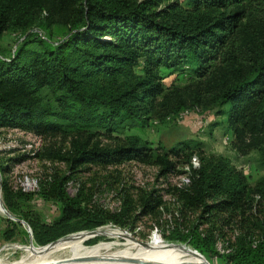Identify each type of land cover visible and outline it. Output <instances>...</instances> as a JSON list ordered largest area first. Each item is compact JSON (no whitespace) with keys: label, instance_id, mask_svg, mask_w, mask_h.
I'll return each mask as SVG.
<instances>
[{"label":"trees","instance_id":"obj_1","mask_svg":"<svg viewBox=\"0 0 264 264\" xmlns=\"http://www.w3.org/2000/svg\"><path fill=\"white\" fill-rule=\"evenodd\" d=\"M41 13L39 28L65 29L58 40L29 32ZM8 30L24 37L8 56L0 51V129L72 135L69 150L57 154L70 171L88 163L139 162L156 165L165 178L186 173L179 167L188 165L189 183L174 190L200 217L252 206L251 188L226 161L191 167L190 155L203 154L200 141L153 148L125 131L185 111H214L232 134V148L239 155L255 151L264 167V0H0V36ZM163 72L185 81L165 86ZM116 132L124 138L116 139ZM97 136L116 141L103 146L93 141ZM6 172L0 163L4 190ZM64 185L57 177L43 188L46 199L61 204L62 217L42 235L32 226L36 244L108 222L127 225V197L117 212H90ZM257 191L264 194V182ZM138 206L144 215L167 209L154 192ZM68 222L75 226L57 227ZM254 225L257 233L237 231L222 253L214 229H201L199 221L170 240L188 243L209 263L215 256L224 264H264V221Z\"/></svg>","mask_w":264,"mask_h":264},{"label":"rangeland","instance_id":"obj_2","mask_svg":"<svg viewBox=\"0 0 264 264\" xmlns=\"http://www.w3.org/2000/svg\"><path fill=\"white\" fill-rule=\"evenodd\" d=\"M42 16L45 13L37 17L33 27L39 28ZM39 29L52 41L58 40L65 32L64 28L57 25ZM21 36L23 34L18 31H4L0 36L1 54L8 56L12 53ZM166 73H162L165 86L185 81L182 74ZM125 132L142 137L153 148L169 146L186 139L200 141L203 154L193 152L190 158L193 154L197 155L199 167L209 160L229 163L244 176L251 188L252 206H246L243 212L226 211L200 217L199 212L183 207L177 200L174 189L176 184H181L183 174L174 173L161 178L157 176L156 165L139 162L104 166L88 163L76 171H70L57 154L69 150L72 135H39L20 129H0V163L7 167L6 190L1 187L0 178V264H48L58 259L63 263L76 260L87 264H171L151 253L133 249L128 239L116 237L115 234L92 237L83 243L80 250L68 248L41 258L33 250L104 227L119 229L137 243L148 244L157 237L162 242L186 244L193 249L188 243L170 240V237L186 233L192 223L199 221L201 229H214L215 248L221 253L225 252L226 241L230 243L235 240L237 231L248 234L258 232L254 223L264 221V194L257 191V188L264 182V167L255 151L239 155L232 148V134L221 116L215 115L214 111L190 110L179 114L174 120L150 121L145 127L135 125ZM113 135L116 139L125 136L118 132ZM95 140L103 146L116 141L104 136H97ZM18 158L20 160L15 161ZM186 168L188 165L179 167L183 170ZM187 172L189 176V170ZM57 177L65 178L64 187L69 196L80 194V207L85 211L117 212L127 197L132 203L129 207L130 216L125 219L127 225L121 227L108 222L93 230L64 233L46 245L36 244L32 226L38 228L42 235L44 228L51 230L62 217L61 204L46 199L42 193L43 188L51 185ZM149 192L160 195L167 209L156 214H142L138 205L141 197ZM72 226L75 225L68 222L65 226L57 227L67 229ZM210 262L224 264L215 256L210 257Z\"/></svg>","mask_w":264,"mask_h":264},{"label":"bare ground","instance_id":"obj_3","mask_svg":"<svg viewBox=\"0 0 264 264\" xmlns=\"http://www.w3.org/2000/svg\"><path fill=\"white\" fill-rule=\"evenodd\" d=\"M115 234L116 237H122L128 239L129 245L138 250L139 252L145 251L153 254L155 257H161L164 260L169 261L171 264H211L202 255L193 251L190 247L183 244H170L162 242L159 238L154 237L148 244L137 243L130 240L128 234L126 235L119 229H109L107 227L94 230L80 236H74L63 239L56 243L51 244L46 248H34L36 255L45 257L47 254H53L66 250L68 248H76L80 250L83 243L88 239L100 235ZM47 261V260H46ZM69 262L63 263L62 260H54L48 264H87L84 262H78L76 260H68Z\"/></svg>","mask_w":264,"mask_h":264},{"label":"built area","instance_id":"obj_4","mask_svg":"<svg viewBox=\"0 0 264 264\" xmlns=\"http://www.w3.org/2000/svg\"><path fill=\"white\" fill-rule=\"evenodd\" d=\"M29 32H33L35 33L40 39L42 40H46L48 42H50L47 38V36L45 35V33L39 29V28H34L32 30H30ZM24 36H22V38H20V40L23 39ZM197 110V109H196ZM190 165L193 169H197L199 167V161H198V157L197 155L193 154L190 158ZM188 171V168H186ZM188 172L184 173L181 177V183L183 184H188L189 183V176L187 175Z\"/></svg>","mask_w":264,"mask_h":264},{"label":"water","instance_id":"obj_5","mask_svg":"<svg viewBox=\"0 0 264 264\" xmlns=\"http://www.w3.org/2000/svg\"><path fill=\"white\" fill-rule=\"evenodd\" d=\"M186 245V244H185ZM188 246V245H187ZM193 251H195V252H197V253H199L198 251H196L195 249H193ZM200 254V253H199ZM201 255V254H200ZM149 264H153V263H149Z\"/></svg>","mask_w":264,"mask_h":264}]
</instances>
